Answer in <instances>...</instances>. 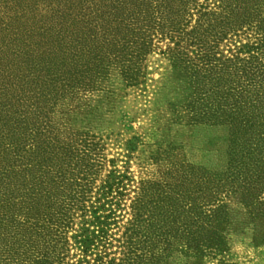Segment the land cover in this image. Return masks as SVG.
<instances>
[{
    "label": "trees",
    "instance_id": "trees-1",
    "mask_svg": "<svg viewBox=\"0 0 264 264\" xmlns=\"http://www.w3.org/2000/svg\"><path fill=\"white\" fill-rule=\"evenodd\" d=\"M44 1L47 15L35 21V6L17 21L42 24L39 32L12 28L11 43L0 12V264H173L176 256L195 264L204 251L221 252L222 207L196 202L218 201L213 186L234 180L233 162L220 174L182 163L211 186L205 197L194 198L197 184L176 189L186 180L173 169L136 182L126 161L143 145L138 137L123 143L119 167L102 140L72 126L73 110L58 124L54 108L89 86L88 59L102 62L98 42L112 39L119 61L91 62L89 83L117 71L128 87L145 78L153 42L164 43L179 88L168 103L175 123H225L234 140L246 137V186L264 203V0ZM81 24L94 25L85 35ZM22 70L30 82L20 83Z\"/></svg>",
    "mask_w": 264,
    "mask_h": 264
},
{
    "label": "rangeland",
    "instance_id": "rangeland-1",
    "mask_svg": "<svg viewBox=\"0 0 264 264\" xmlns=\"http://www.w3.org/2000/svg\"><path fill=\"white\" fill-rule=\"evenodd\" d=\"M23 3H14L15 6L11 3L0 4V12L4 13L6 18V21H3L7 25L3 36L5 41L7 40L6 43L16 40V36H11L15 33L12 28H19L25 32L34 26L35 31L39 32L38 28L42 24H31L32 21L27 23L24 20L17 22L22 9L28 11L26 8L33 10V7H38V12H35V21H38L40 16L47 15L46 13L53 7L46 9L48 3L44 0ZM92 25L94 24H81V27L79 26L81 33L88 35ZM111 40L104 41L105 43L98 42L101 49L98 55L102 62L88 59L87 72L84 73V76L88 75L86 83L90 87L72 89V94L67 99L58 102L54 108L56 114H53L55 122L65 123L66 117L63 115L65 107H68L67 111L73 110L70 114L72 126L82 127L90 135L102 140L107 160L118 159L119 167L126 161L122 156L123 143L131 137H138L143 145L138 147L130 161H126L134 180L136 182L141 179L157 180L163 172L173 169L172 171L178 172L180 181L186 180L183 186L179 185L180 187L176 189L184 191L186 187L191 188L197 184L201 193H196L194 198L205 197L203 194L207 193L211 186L204 180H196L195 175L181 171L180 166H183V162L197 170L216 174H220L230 161L233 162L234 180L218 188L213 186L218 201L211 203L199 199L196 202L203 205L210 203L211 209L222 207L218 216L225 223L221 226L224 248L221 252L208 251L209 254L204 251V257L195 260V264H264V203L260 189L254 196L246 186V149L242 148L246 145L241 143L246 141V137L234 140L230 136L229 125L225 123L213 126L175 123L172 108L168 107V103L179 97L177 94L179 88L170 78L169 62L160 53L165 49L164 43L153 42L152 51L142 63L145 66V78L140 85L126 86L117 71L111 74L106 72L102 84L89 83L92 79L91 74L95 72L93 67L96 66L91 65V62L105 66L112 63V60L119 61V58H116L118 53L114 51L118 47L115 48L116 44ZM15 73L18 74L14 71L13 75ZM21 74L25 76L22 82L20 81L21 84L30 82L28 72L22 70ZM108 77L109 81L106 79ZM13 82L20 85L17 80ZM192 262L193 260L176 256L173 264Z\"/></svg>",
    "mask_w": 264,
    "mask_h": 264
}]
</instances>
